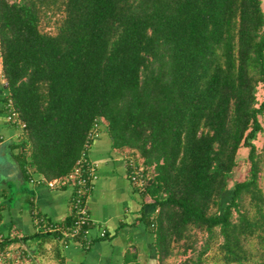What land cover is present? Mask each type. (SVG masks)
Instances as JSON below:
<instances>
[{"label":"trees","instance_id":"trees-1","mask_svg":"<svg viewBox=\"0 0 264 264\" xmlns=\"http://www.w3.org/2000/svg\"><path fill=\"white\" fill-rule=\"evenodd\" d=\"M0 54L25 170L67 176L104 128L142 174L157 264H264V0H0ZM34 238L57 264L85 242Z\"/></svg>","mask_w":264,"mask_h":264},{"label":"crops","instance_id":"crops-1","mask_svg":"<svg viewBox=\"0 0 264 264\" xmlns=\"http://www.w3.org/2000/svg\"><path fill=\"white\" fill-rule=\"evenodd\" d=\"M7 93L0 54V231L7 236L17 232L11 237L18 240L10 245L33 251L32 263H56L59 259L37 254L39 240L34 235L41 232V226L35 212L45 223L69 220L74 187L39 182L36 170H25L16 158L23 130L7 118ZM89 153L98 175L89 197L93 222L85 242H63L62 264H122L128 249L136 251L141 264H157L155 234L143 220V215H152L155 209L137 190L124 153L111 146L104 128L95 136ZM101 226L106 228V236L99 234Z\"/></svg>","mask_w":264,"mask_h":264},{"label":"built area","instance_id":"built-area-1","mask_svg":"<svg viewBox=\"0 0 264 264\" xmlns=\"http://www.w3.org/2000/svg\"><path fill=\"white\" fill-rule=\"evenodd\" d=\"M7 101H5L7 118L11 121L17 120V125L22 127V123L17 119L18 113L15 109L13 100L6 94ZM96 134L92 137L95 138ZM90 142L88 141L86 146L88 150L91 149ZM131 177L133 181L137 184L142 185L143 177L138 169V167L131 160ZM96 164L92 160L90 153H85V155L80 159L79 163L75 166L73 171L64 177H56L49 180H44L38 178L37 180L42 183H46L51 187L71 185L74 187L75 193L72 198V210L74 212V220L72 224L61 226L59 223L53 222H43V218L36 211V221L39 222L41 226V231L48 232L52 230H61L65 235H76L81 234L84 239L88 236V230L93 222V217L90 212L89 207V197L91 190L94 185V180L97 177ZM99 234L101 236H106L107 230L105 227H100ZM17 236V232L11 233V236ZM7 235L0 231V243H2ZM21 237V236H19ZM35 258V253L28 250L24 246H11L6 245L0 249V264H32ZM41 264V263H38ZM42 264H57V263H42Z\"/></svg>","mask_w":264,"mask_h":264},{"label":"rangeland","instance_id":"rangeland-1","mask_svg":"<svg viewBox=\"0 0 264 264\" xmlns=\"http://www.w3.org/2000/svg\"><path fill=\"white\" fill-rule=\"evenodd\" d=\"M258 99L262 101L264 99V84H260L258 88ZM264 124V116L261 117ZM256 145L261 148L264 145V130L259 133L258 137L255 140ZM1 157V156H0ZM250 162L248 159V148L242 146L237 154V164L235 165L231 177L228 181V191L233 188L234 183L237 180L244 179L249 172ZM261 182L264 185V171L261 177Z\"/></svg>","mask_w":264,"mask_h":264}]
</instances>
